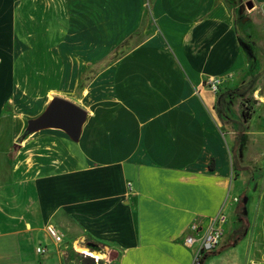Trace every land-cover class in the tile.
<instances>
[{
	"label": "crops",
	"instance_id": "crops-1",
	"mask_svg": "<svg viewBox=\"0 0 264 264\" xmlns=\"http://www.w3.org/2000/svg\"><path fill=\"white\" fill-rule=\"evenodd\" d=\"M234 8L0 0V264H62L65 240L113 254V264H191L190 224L202 231L238 208L227 199L233 166L217 119L230 81L216 92L205 84L244 63ZM53 97L72 119L80 113L73 134L28 129ZM47 224L60 244L46 243Z\"/></svg>",
	"mask_w": 264,
	"mask_h": 264
},
{
	"label": "rangeland",
	"instance_id": "rangeland-1",
	"mask_svg": "<svg viewBox=\"0 0 264 264\" xmlns=\"http://www.w3.org/2000/svg\"><path fill=\"white\" fill-rule=\"evenodd\" d=\"M230 1L235 6L244 63L236 73L222 79V82L229 80L230 86H226L218 103L223 115L218 113L217 119L229 150L234 151L227 199L234 204L238 199V208L228 210L231 217L226 215L227 227H236L231 237L242 234V238L232 250L217 255L214 264H264V6L251 0L254 6L247 10L244 5L247 0ZM57 99L53 97L43 113L58 106ZM76 101L73 98L69 103ZM59 116L72 119L67 109ZM46 127L69 135L59 126ZM58 251L62 264H96L93 257L77 252L68 240Z\"/></svg>",
	"mask_w": 264,
	"mask_h": 264
},
{
	"label": "built area",
	"instance_id": "built-area-1",
	"mask_svg": "<svg viewBox=\"0 0 264 264\" xmlns=\"http://www.w3.org/2000/svg\"><path fill=\"white\" fill-rule=\"evenodd\" d=\"M221 83L222 79L215 77H208L205 80L206 86L213 92L218 90ZM128 184L130 187V183ZM226 222L227 216L225 212H219L211 219L209 226L202 231H200V227L197 223L190 224L189 232L184 236L183 244L192 251L191 264H201L206 253L213 252L219 247ZM44 231L51 243L58 245L62 242L63 233L54 225L47 224ZM35 250L37 253H45L46 245L37 246ZM94 261L96 264H113V258L109 255H105L100 259L94 258Z\"/></svg>",
	"mask_w": 264,
	"mask_h": 264
},
{
	"label": "water",
	"instance_id": "water-1",
	"mask_svg": "<svg viewBox=\"0 0 264 264\" xmlns=\"http://www.w3.org/2000/svg\"><path fill=\"white\" fill-rule=\"evenodd\" d=\"M245 7L247 10H250L253 8L254 4L251 0H247L244 3ZM58 101V106H54L53 108H50L48 111H46L45 113H43L38 119H36L35 121H31L30 122V126L28 127V129L30 128H36V127H46V126H60V122H59V118L58 116L60 115V112H62L64 110V105L63 103L60 101V99H57ZM80 114V113H79ZM78 114V115H79ZM77 115V117H78ZM76 119H71L70 121V130L66 131L68 134H73L74 130H75V122L77 120ZM47 244H50L51 241L49 239L46 240ZM93 246V245H92Z\"/></svg>",
	"mask_w": 264,
	"mask_h": 264
},
{
	"label": "trees",
	"instance_id": "trees-1",
	"mask_svg": "<svg viewBox=\"0 0 264 264\" xmlns=\"http://www.w3.org/2000/svg\"><path fill=\"white\" fill-rule=\"evenodd\" d=\"M85 81H86V77H83V80H82L81 85H80L81 88L84 86ZM217 101H218V103H219V102L221 101V98L218 97V100H217ZM217 110H218L219 115L222 116L223 113H222V111L220 110V107H219V106H218ZM233 152H234L233 149H231L232 166H233V168H234V154H233ZM237 204H238V199H237ZM241 238H242V234H241V235H239V234H235V235H233V236L229 239V241H228L227 243H225V244L219 246V247H218L215 251H213V252L206 253L205 256H204L203 259H202L201 264H205V260L207 259V257L212 256V255H218V254H220L221 252H223L224 250H226V249H228V248H231V247H234V246H235V245L241 240ZM90 243H93V244L96 246V248L99 247V244H97V243H94V242H92V241H90Z\"/></svg>",
	"mask_w": 264,
	"mask_h": 264
},
{
	"label": "bare ground",
	"instance_id": "bare-ground-1",
	"mask_svg": "<svg viewBox=\"0 0 264 264\" xmlns=\"http://www.w3.org/2000/svg\"><path fill=\"white\" fill-rule=\"evenodd\" d=\"M74 248H75V250L77 252H80V253H82L85 256H90V257L97 258V259H100V258L103 257L101 254H98L96 252L90 251L89 249H87V248H85L83 246H79L76 243L74 245Z\"/></svg>",
	"mask_w": 264,
	"mask_h": 264
}]
</instances>
